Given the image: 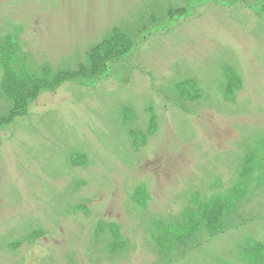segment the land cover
<instances>
[{"label":"rangeland","instance_id":"1","mask_svg":"<svg viewBox=\"0 0 264 264\" xmlns=\"http://www.w3.org/2000/svg\"><path fill=\"white\" fill-rule=\"evenodd\" d=\"M263 3L0 0V47L17 41L31 73L86 64L115 30L134 41L100 77L43 92L0 127V264H249L247 245H264L259 177L241 181L224 232L166 249L157 236L195 198L228 197L263 152ZM185 81L198 98L180 92ZM9 106L0 95V117Z\"/></svg>","mask_w":264,"mask_h":264},{"label":"trees","instance_id":"2","mask_svg":"<svg viewBox=\"0 0 264 264\" xmlns=\"http://www.w3.org/2000/svg\"><path fill=\"white\" fill-rule=\"evenodd\" d=\"M132 45L133 41L128 36L115 31L113 36L90 50L88 65H80L74 71L65 70L56 73L49 68H44L38 75L13 70L11 62L16 57L13 56L14 52L10 50L9 56L4 55L2 50L0 59L5 62L7 71L1 83V90L11 100L12 107L7 115L0 117V127L25 114L29 103L43 90L56 89L66 81L100 77L107 71L108 62L123 57ZM183 89H185L184 86ZM260 155H254V162L252 160L247 162L240 179V181L246 179L244 184L249 181L253 172L259 169L258 165L264 160V146L262 156ZM244 184L238 182L234 191L226 198H213L208 202H198L195 209L189 208L183 217V224L174 229V232L177 230L175 234L173 233L174 241L183 243L203 230L208 231L210 236L223 232L227 228L225 222H227L234 201L242 199L241 197L245 194ZM171 246L172 243L169 244V247ZM257 247L260 251L253 255H250L249 251L245 254L251 264L264 263V247L260 244Z\"/></svg>","mask_w":264,"mask_h":264}]
</instances>
